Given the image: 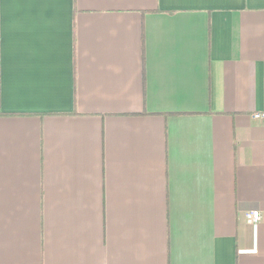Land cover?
<instances>
[{
	"label": "crops",
	"instance_id": "0c3cea01",
	"mask_svg": "<svg viewBox=\"0 0 264 264\" xmlns=\"http://www.w3.org/2000/svg\"><path fill=\"white\" fill-rule=\"evenodd\" d=\"M256 112L264 0H0V264H264Z\"/></svg>",
	"mask_w": 264,
	"mask_h": 264
},
{
	"label": "built area",
	"instance_id": "2783aa9c",
	"mask_svg": "<svg viewBox=\"0 0 264 264\" xmlns=\"http://www.w3.org/2000/svg\"><path fill=\"white\" fill-rule=\"evenodd\" d=\"M251 118L253 120L258 121L263 126V128H264V112H256V113H253L251 115ZM260 219H261L260 213L257 212V211L256 212L253 211V212L247 213L245 215L246 222L248 224H251V225L258 223L260 221Z\"/></svg>",
	"mask_w": 264,
	"mask_h": 264
}]
</instances>
